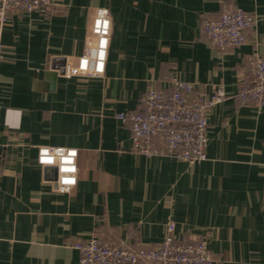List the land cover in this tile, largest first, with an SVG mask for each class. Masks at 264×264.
<instances>
[{
    "label": "crops",
    "instance_id": "crops-1",
    "mask_svg": "<svg viewBox=\"0 0 264 264\" xmlns=\"http://www.w3.org/2000/svg\"><path fill=\"white\" fill-rule=\"evenodd\" d=\"M228 5L256 22L220 51L200 20ZM99 7L110 14L103 73L60 75L62 58L85 52ZM1 43L0 264H78L74 243L92 231L153 246L169 222L176 239L203 238L213 264H264V107L236 99L250 59L264 56V0H53L11 14ZM176 79L225 93L207 111L197 163L133 151L117 118ZM40 146L77 150L69 191L53 188Z\"/></svg>",
    "mask_w": 264,
    "mask_h": 264
},
{
    "label": "built area",
    "instance_id": "built-area-1",
    "mask_svg": "<svg viewBox=\"0 0 264 264\" xmlns=\"http://www.w3.org/2000/svg\"><path fill=\"white\" fill-rule=\"evenodd\" d=\"M53 0H0V62L1 37L9 16L18 12L46 9ZM256 22L242 8L228 5L218 16L203 15L201 33L210 47L223 50L245 42L244 31ZM110 14L104 7L95 10L91 28L86 39L85 52L73 59L62 58L57 73L70 77L77 74L96 76L103 73ZM250 76L241 78L236 99L264 107V56L255 55L249 62ZM225 96L223 86L217 85L209 94L196 92L192 82L173 80L168 87L149 85L141 94L137 107L117 114L130 130L133 151L145 156L168 155L188 163H197L206 158L207 111ZM1 107V106H0ZM77 150L64 146H40L36 161L41 167H51L54 176L50 179L53 188L67 192L76 183ZM260 205L264 210V172ZM173 223L166 225L163 239L153 246L127 240H102L96 231L85 239H78V264H213L206 241L176 239Z\"/></svg>",
    "mask_w": 264,
    "mask_h": 264
}]
</instances>
